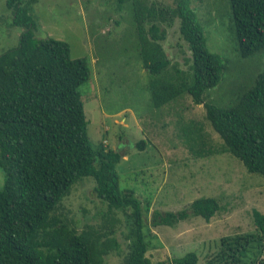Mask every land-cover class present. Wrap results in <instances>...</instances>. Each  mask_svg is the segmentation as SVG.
Returning <instances> with one entry per match:
<instances>
[{"label":"trees","instance_id":"16d2710c","mask_svg":"<svg viewBox=\"0 0 264 264\" xmlns=\"http://www.w3.org/2000/svg\"><path fill=\"white\" fill-rule=\"evenodd\" d=\"M34 1H6L12 23L23 30L15 46L0 52V264H104L110 252L120 251L112 229L86 224L78 230L56 213L74 183L85 176L94 178L93 191L106 202L108 212L124 216L128 244L123 264H150L143 202L118 183L115 165L121 153L102 142L93 146L88 136L79 91L90 76L86 61L71 56L67 41L35 35ZM229 3L239 55L248 57L264 49V0ZM130 8L138 54L150 74L153 106L162 107L184 95L195 104L203 103L221 145L207 142L202 124L193 122L185 140L190 151L199 156L228 152L247 171L264 176V69L249 88L235 92L230 104L216 105L204 93L219 83L227 65L220 54L207 49L189 0H173L172 5L130 0ZM175 19L190 50L186 70L168 57L161 43L162 26ZM144 144L145 139L137 142L139 149ZM219 208L215 197H199L177 211H153L151 224L173 226L191 215L208 220ZM253 220L263 231L264 214L254 209ZM253 236L222 237L217 259L256 264L254 258L243 259ZM172 261L196 264L197 255L190 251ZM216 262L211 259L207 264Z\"/></svg>","mask_w":264,"mask_h":264},{"label":"rangeland","instance_id":"374dc122","mask_svg":"<svg viewBox=\"0 0 264 264\" xmlns=\"http://www.w3.org/2000/svg\"><path fill=\"white\" fill-rule=\"evenodd\" d=\"M6 1L0 0V52L15 46L23 30L12 23V10ZM149 1L173 4V0ZM189 2L207 49L220 54L227 65L219 83L204 95L216 105H228L235 92L249 88L264 69V49L248 57L239 55L229 0ZM31 11L37 37L63 39L72 57L86 61L90 76L79 91L88 136L93 146L102 142L121 153L115 165L118 183L120 188L133 190L143 202L150 264H174V257L190 251L197 255L196 264H207L211 259L226 264L225 259H217L222 237L244 234H253L254 240L246 243L243 259L254 258L256 264H264V230L253 220L254 209L264 214V176L247 171L228 152L199 156L190 151L185 140L192 133L193 122L202 124L207 142L221 145L205 117L203 103L195 104L184 95L162 107L153 106L150 74L136 47L130 0H36ZM178 26V19L163 25L165 38L161 43L168 57L186 70L190 50ZM142 139L145 144L139 149L137 142ZM2 183L0 170V186ZM94 185L92 176L74 183L56 213L78 230L86 224L112 229L120 251L110 252L104 264H123L128 244L124 216L119 211L108 212L106 202L93 191ZM207 196L220 204L208 220L191 215L173 226L151 224L153 211H177Z\"/></svg>","mask_w":264,"mask_h":264},{"label":"built area","instance_id":"2783aa9c","mask_svg":"<svg viewBox=\"0 0 264 264\" xmlns=\"http://www.w3.org/2000/svg\"><path fill=\"white\" fill-rule=\"evenodd\" d=\"M106 141H104V143H105Z\"/></svg>","mask_w":264,"mask_h":264},{"label":"crops","instance_id":"0c3cea01","mask_svg":"<svg viewBox=\"0 0 264 264\" xmlns=\"http://www.w3.org/2000/svg\"><path fill=\"white\" fill-rule=\"evenodd\" d=\"M118 151V150H117Z\"/></svg>","mask_w":264,"mask_h":264}]
</instances>
